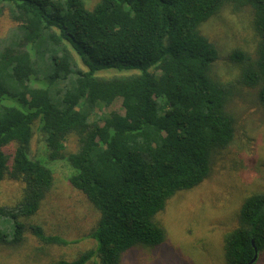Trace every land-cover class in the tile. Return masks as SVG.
<instances>
[{"label":"trees","instance_id":"trees-1","mask_svg":"<svg viewBox=\"0 0 264 264\" xmlns=\"http://www.w3.org/2000/svg\"><path fill=\"white\" fill-rule=\"evenodd\" d=\"M244 9L257 41L252 52L224 57L237 71L226 81L222 52L200 28ZM5 14L14 25L0 37V183L17 181L23 191L0 205V245L17 247L27 232L45 245L70 243L25 223L54 183L31 153L36 133L46 159L69 164V184L98 213L88 235L94 248L51 264H120L136 247L162 245L157 215L200 185L235 139L230 104L239 88L254 91L264 111V0H97L91 9L83 0H0ZM117 100L122 113L103 112ZM223 249L226 264H250L255 249L257 263L264 192L243 200Z\"/></svg>","mask_w":264,"mask_h":264},{"label":"rangeland","instance_id":"rangeland-1","mask_svg":"<svg viewBox=\"0 0 264 264\" xmlns=\"http://www.w3.org/2000/svg\"><path fill=\"white\" fill-rule=\"evenodd\" d=\"M91 9L97 0H83ZM251 12L239 15L223 10L200 28L222 52L218 70L226 81L234 80L236 69L226 57L233 49L252 52L257 38L251 28ZM5 14L0 17V37L13 26ZM108 72L105 76L112 75ZM230 104L237 118L232 144L215 154L210 175L197 187L177 193L156 217L165 231V241L157 248L136 247L120 264H226L224 238L238 225V213L245 198L264 192V111L257 104L254 91H240ZM122 113L121 102L103 109ZM13 144L5 151L12 153ZM68 152L77 149L74 137L66 142ZM34 158L43 161L54 175L53 186L38 212L25 221L42 227L47 235L59 236L67 246L45 245L30 232L17 247L0 245V264H51L59 259L72 260L94 248L88 237L98 221V213L68 181L73 170L66 161L46 159L43 138L36 133L31 141ZM23 185L4 179L0 183V205H13L22 195ZM256 264H264V251Z\"/></svg>","mask_w":264,"mask_h":264},{"label":"water","instance_id":"water-1","mask_svg":"<svg viewBox=\"0 0 264 264\" xmlns=\"http://www.w3.org/2000/svg\"><path fill=\"white\" fill-rule=\"evenodd\" d=\"M256 259H257V252H256V249H255V255H254L253 259L251 260L250 264L254 263L256 261Z\"/></svg>","mask_w":264,"mask_h":264}]
</instances>
